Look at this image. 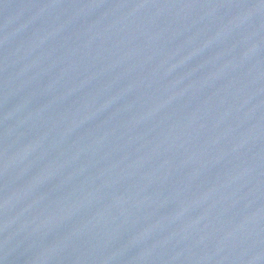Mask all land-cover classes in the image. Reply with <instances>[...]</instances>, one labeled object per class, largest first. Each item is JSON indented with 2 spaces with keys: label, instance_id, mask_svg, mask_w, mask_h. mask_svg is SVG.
<instances>
[{
  "label": "water",
  "instance_id": "1",
  "mask_svg": "<svg viewBox=\"0 0 264 264\" xmlns=\"http://www.w3.org/2000/svg\"><path fill=\"white\" fill-rule=\"evenodd\" d=\"M0 264H264V0H0Z\"/></svg>",
  "mask_w": 264,
  "mask_h": 264
}]
</instances>
